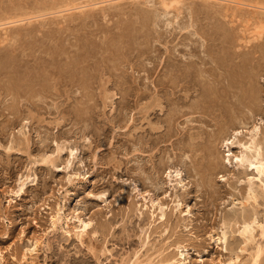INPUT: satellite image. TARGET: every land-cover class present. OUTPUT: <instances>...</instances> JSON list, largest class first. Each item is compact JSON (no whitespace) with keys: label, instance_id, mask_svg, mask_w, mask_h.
<instances>
[{"label":"rangeland","instance_id":"1","mask_svg":"<svg viewBox=\"0 0 264 264\" xmlns=\"http://www.w3.org/2000/svg\"><path fill=\"white\" fill-rule=\"evenodd\" d=\"M57 1L0 0L24 18L0 27V264H249L264 190L234 157L264 152V0Z\"/></svg>","mask_w":264,"mask_h":264},{"label":"bare ground","instance_id":"2","mask_svg":"<svg viewBox=\"0 0 264 264\" xmlns=\"http://www.w3.org/2000/svg\"><path fill=\"white\" fill-rule=\"evenodd\" d=\"M182 1V0H181ZM215 1V0H214ZM216 1H224V0H216ZM20 2V1H19ZM160 2H161V5L164 7V8H168V7H172L174 4H175V2H178L179 3V0H160ZM57 4H60V5H58V8L57 7H55L56 8V10H58V9H60L59 11H55L54 13H59V12H61V11H70V10H72V9H78L79 10V8H84V7H89V6H76V7H70L69 9H68V4H67V2H64L63 0L62 1H60L59 0V2L57 1L56 2ZM102 3V2H101ZM229 3V2H228ZM234 3V2H233ZM238 3V2H237ZM51 4V3H50ZM177 4V3H176ZM238 4H241V3H238ZM238 4H237V6H238ZM90 5V4H89ZM178 5V4H177ZM177 5H175V6H177ZM235 5H236V2H235ZM49 5L48 4H42V5H40V6H38V4H37V6L35 5L34 6V9H36L37 11H46V10H51V7H48ZM62 8V9H61ZM13 9V8H12ZM33 9V10H34ZM53 9V8H52ZM169 9V8H168ZM256 9H258V8H256ZM13 10H15V9H13ZM175 10H176V8H175ZM178 10V9H177ZM176 10V11H177ZM32 11V10H31ZM53 11V10H52ZM74 11V10H73ZM216 11H218V10H216ZM234 11V10H233ZM237 11V10H236ZM43 13V12H42ZM49 13V12H48ZM52 13V12H51ZM64 13V12H63ZM40 14V13H39ZM53 14V13H52ZM93 14V13H92ZM55 15V14H54ZM20 16L21 15H11V16H9V17H0V27H2V26H6V25H12V24H15V23H18V22H21V21H23L24 20V18L22 17V18H20ZM26 16V15H25ZM40 17V16H39ZM92 17H93V15H92ZM28 18V17H27ZM34 18H35V16H34ZM30 20V19H29ZM7 30V29H6ZM20 36V35H19ZM4 40V39H3ZM226 40V39H225ZM2 42V41H1ZM84 53V52H83ZM54 54V53H53ZM15 55V54H14ZM14 55H13V57H14ZM16 56V55H15ZM17 57V56H16ZM16 57H14V58H16ZM12 58V57H11ZM10 58V59H11ZM86 58V57H85ZM84 58V59H85ZM11 61V60H10ZM232 62V61H231ZM87 64V63H86ZM9 65V64H8ZM24 65V64H23ZM217 65V64H216ZM21 66V65H20ZM19 66V67H20ZM25 66V65H24ZM91 67V66H90ZM215 67V66H214ZM21 68H23V67H21ZM27 68V67H26ZM89 68V67H88ZM45 69V68H44ZM47 70V69H46ZM58 70V69H57ZM24 71V70H23ZM44 71V70H43ZM49 71V70H48ZM153 71V70H152ZM180 71V70H179ZM184 71V70H183ZM7 72V71H6ZM27 72V71H26ZM37 72V71H36ZM55 72V71H54ZM53 72V73H54ZM171 72H172V70H171ZM216 73V72H215ZM7 74V73H6ZM5 74V75H6ZM45 74V73H44ZM46 74H49V73H46ZM27 75V73L26 74H19V75H17V80L15 81V87H14V89L13 88H11V90H12V92L14 93L15 92V94L16 95H20V96H25V94L27 93V92H31V90H29V91H26V89H27V86H26V82H31L30 81V79H31V75L30 76H26ZM60 75V74H59ZM69 75V74H68ZM45 76V75H44ZM53 76V75H52ZM65 76V75H64ZM64 76H63V78H64ZM77 76V75H76ZM9 77V76H8ZM54 77V76H53ZM55 78V77H54ZM53 78V79H54ZM61 78V77H60ZM71 78V77H70ZM172 78H173V76H172ZM183 78V77H182ZM223 78V77H222ZM238 78L240 79V81H238L237 80V82H239L238 84H239V86L240 85H243V86H246V84H249L250 83V78H248V76H241V75H238ZM50 79V78H49ZM48 79V80H49ZM52 79V78H51ZM77 79V78H76ZM236 79V78H235ZM61 80H62V78H61ZM214 80V79H213ZM219 80V79H218ZM39 81V80H38ZM46 81V80H45ZM174 81V80H173ZM215 81V83H216V80H214ZM61 82V81H60ZM81 82V81H80ZM211 82H213V81H211ZM218 82V81H217ZM33 83V82H32ZM73 83V82H72ZM196 83V82H195ZM192 84V83H191ZM194 85V84H193ZM200 86V85H199ZM203 86V85H202ZM238 86V87H239ZM57 87V86H56ZM103 87V86H102ZM196 87V86H195ZM203 88V87H202ZM207 88V87H206ZM213 88V87H212ZM29 89V88H28ZM209 89V90H208ZM196 90V89H195ZM201 90V89H200ZM207 90L209 91H206L205 90V92H203V95H204V97H207V96H211V94H212V96H213V93H214V91H213V93H212V90H210V88H207ZM57 92V91H56ZM247 92V91H246ZM196 93V92H195ZM202 93V92H201ZM215 94V93H214ZM219 94V93H218ZM230 94V93H229ZM30 95V94H29ZM195 95V94H194ZM228 96V95H227ZM246 96V95H245ZM201 97V96H200ZM217 97V96H216ZM244 97V96H243ZM246 98H249V97H246ZM208 100V99H207ZM209 100H211V99H209ZM213 100V99H212ZM216 101V100H215ZM208 102V101H207ZM214 102V101H213ZM203 103V102H202ZM211 103V102H210ZM216 103V102H215ZM255 135H257V133H254ZM233 140H237V138L236 137H238V132H234L233 134ZM253 135V134H252ZM262 136V135H261ZM252 137H254V136H252ZM251 137V138H252ZM262 138L264 139V136H262ZM224 141V140H223ZM222 141V142H223ZM251 142H249V144H242V143H240L238 146L240 147V148H242L241 149V155H240V157H234L235 159V167L237 168V170L238 171H242L243 170V172L245 171V170H250V171H254L255 173H256V175H257V178H259V182H260V184H261V190H264V152L262 153V150H261V145L259 146V145H257V144H255L254 143V141H253V139H251L250 140ZM206 144V143H205ZM223 144H225V147H227L228 148V150H227V152L228 153H230L229 151H230V148H229V144H228V141H224V143ZM230 144H234V141H231L230 142ZM208 148V147H207ZM263 151H264V149H263ZM71 154H72V152H71ZM209 156H211V155H209ZM228 156H230V154L228 155ZM226 160V164H228V165H231L232 163L230 162L231 160L229 159V158H227V159H225ZM224 164V163H223ZM227 166V165H226ZM213 167H214V165H213ZM216 167V166H215ZM214 167V168H215ZM236 170V171H237ZM171 172V171H170ZM244 173H246V172H244ZM175 176H178V174H176ZM180 183H181V181H180ZM180 185V184H179ZM182 186V185H181ZM180 186V187H181ZM23 188H24V184H22L21 185V187L19 188V190H18V193L19 194H21L22 193V191H23ZM182 188V187H181ZM250 189H251V193H249L250 194V197H249V199L251 198L253 201H255L256 202V198H257V194L255 193V188L253 189V187H251V188H249V192H250ZM258 193V192H257ZM261 194V191H260V193L258 194V196ZM255 204V203H254ZM151 207L153 208L154 207V203H153V201H151ZM145 208H147V207H145ZM159 210H160V218L161 219H163L164 217H165V212L164 211H162V207H159L158 208ZM60 210L58 209V211L55 213V215H53L52 217H51V222H50V224H51V227H53L54 229L57 227V225L61 222V214H60V212H59ZM256 211V210H255ZM254 211V212H255ZM154 212V211H153ZM241 216V215H240ZM242 218V222H243V225H242V230L239 232V237H242V240H243V242L244 243H249L251 240H252V238H253V231H254V229H255V227H259V222H257V220L255 219V217L254 218H250V215H249V213H245V215L244 216H242L241 217ZM75 219H77V222L79 223V225L76 227V229H77V233L75 234L76 236H78V237H81V236H83L85 233H87L88 232V229L90 228V226H91V223L90 222H85L84 220H82L81 218H75ZM68 220V219H67ZM239 222V221H238ZM262 225V224H261ZM68 223L66 222V225H65V227H67L68 228ZM260 229H261V233H260V236H264V226L262 225V226H260L259 227ZM74 230V229H73ZM72 231V230H71ZM65 234H69V231H67V230H64L63 231ZM223 237V239H224V234L222 235ZM78 239V238H77ZM241 240V241H242ZM255 240V239H254ZM163 249V248H162ZM244 250V249H243ZM264 250V249H263ZM263 250L261 249V247L259 248V247H257V249L255 250V252L251 255V257H250V261H249V264H264V258L262 257V254H264L263 253ZM241 251H242V249H241ZM95 253V252H94ZM104 253V252H103ZM236 259H237V257H235ZM138 263V262H137ZM177 264H185L183 261H180V262H178ZM227 264H235V263H231V262H229V263H227Z\"/></svg>","mask_w":264,"mask_h":264}]
</instances>
